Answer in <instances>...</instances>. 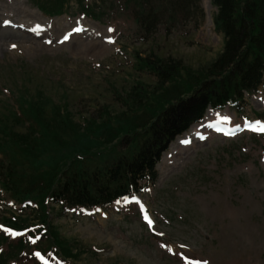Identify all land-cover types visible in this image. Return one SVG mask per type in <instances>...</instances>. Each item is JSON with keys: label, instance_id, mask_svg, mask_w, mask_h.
<instances>
[{"label": "rangeland", "instance_id": "374dc122", "mask_svg": "<svg viewBox=\"0 0 264 264\" xmlns=\"http://www.w3.org/2000/svg\"><path fill=\"white\" fill-rule=\"evenodd\" d=\"M40 1L47 9L53 3ZM82 1L94 5L101 23L82 16ZM194 1L183 9L154 0L151 5L160 11L146 31L134 21L132 1L64 0L65 16L45 18L33 0H0V115L13 109L10 91L17 99L43 91L55 104L67 105L78 121L97 117L104 108L121 112L133 82L157 84L153 74L136 70L135 54L203 69L223 50V35L215 30L216 10L209 0ZM77 23L92 36L63 41ZM246 104L242 117L229 108L215 119L235 127V137L206 128L202 140L180 148L177 140L172 143L176 148L170 152L171 145L157 167V184L136 196L152 214L153 230L135 199L104 212L63 215L56 207L52 224L79 244L77 264H264V136L237 129L245 121H264L258 116L264 115V88ZM12 204L0 203V217L15 210Z\"/></svg>", "mask_w": 264, "mask_h": 264}, {"label": "trees", "instance_id": "16d2710c", "mask_svg": "<svg viewBox=\"0 0 264 264\" xmlns=\"http://www.w3.org/2000/svg\"><path fill=\"white\" fill-rule=\"evenodd\" d=\"M130 1L137 24L149 30L158 14L149 6L154 0ZM167 1L183 9L195 2ZM211 1L216 30L223 35L219 56L197 71L171 58L137 56L138 70L153 74L157 84L150 88L137 80L121 99V112L109 114L104 108L97 117L78 121L67 105L55 104L43 91L17 99L9 115H0L1 190L17 204L33 202L45 225L48 200L69 207H108L154 184L162 154L209 108L230 106L242 112L246 97L264 84V0ZM55 2L53 14H62L64 0ZM16 125L27 131H16ZM12 217L7 224L17 230L32 222L28 216ZM27 247L20 240L11 256L18 259ZM52 248L66 259H78L76 246L55 228L46 245Z\"/></svg>", "mask_w": 264, "mask_h": 264}, {"label": "bare ground", "instance_id": "6f19581e", "mask_svg": "<svg viewBox=\"0 0 264 264\" xmlns=\"http://www.w3.org/2000/svg\"><path fill=\"white\" fill-rule=\"evenodd\" d=\"M32 18H34V17H32ZM31 18V19H32ZM30 22H32L31 20H30ZM40 23V22H39ZM32 24H35L34 22H32ZM42 24V23H41ZM43 25H45V23H43ZM80 26L79 25H76L75 26V28L74 29H76V28H79ZM45 28H46V26H45ZM66 35H68V34H66ZM83 35V36H82ZM84 37H87L85 34H81L78 38L79 39H83ZM92 48H94V46L92 47ZM231 109V108H230ZM228 112V111H227ZM226 111H224V113H222V114H219V113H215V112H208L207 113V117H206V120H204L203 121V124H202V126H203V128L202 129H200V126H194V127H192L191 129H190V131L188 132V134L186 135V140H185V142L186 143H192V142H195V140L197 139V138H199V137H204L205 135H204V132H202L203 131V129H204V127H205V124L207 125V122L208 121H211V119L212 118H214V117H221V116H223V114H225V113H227ZM211 124H212V122L210 123V124H208V127L209 126H211ZM208 127H205V129L206 128H208ZM206 131L207 130H205V133H206ZM175 144H177V147L178 148H180L181 146L180 145H183L182 143H180V141L178 140ZM174 144V145H175ZM174 145H172L171 146V148H170V152H172L173 151V149L174 148H176V147H174Z\"/></svg>", "mask_w": 264, "mask_h": 264}, {"label": "snow or ice", "instance_id": "6c2138e0", "mask_svg": "<svg viewBox=\"0 0 264 264\" xmlns=\"http://www.w3.org/2000/svg\"><path fill=\"white\" fill-rule=\"evenodd\" d=\"M112 29H109V31H111ZM67 38V37H66ZM261 130L262 131H264V128H261ZM145 219H147L148 220V223H149V225H151V223H152V221L147 217V215H145ZM3 227V225H0V228H2ZM4 231L6 232V233H9V234H11V235H19V233H16V232H14L11 228H4ZM163 247H167V245H162ZM181 247H184L183 245L181 246ZM169 251H171V249L169 248ZM35 255L39 258V259H41V260H44V257L39 253V252H36L35 253ZM184 259L186 260V261H188L189 260V258L188 257H184ZM45 264H47V262L45 261ZM189 264H208V262L205 260V261H189Z\"/></svg>", "mask_w": 264, "mask_h": 264}]
</instances>
